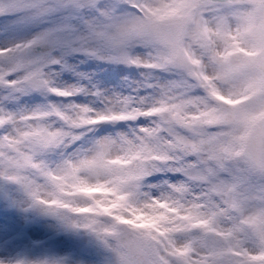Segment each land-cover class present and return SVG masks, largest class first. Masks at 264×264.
Listing matches in <instances>:
<instances>
[{
	"label": "snow or ice",
	"instance_id": "6c2138e0",
	"mask_svg": "<svg viewBox=\"0 0 264 264\" xmlns=\"http://www.w3.org/2000/svg\"><path fill=\"white\" fill-rule=\"evenodd\" d=\"M0 192V264H264V0H0Z\"/></svg>",
	"mask_w": 264,
	"mask_h": 264
},
{
	"label": "rangeland",
	"instance_id": "374dc122",
	"mask_svg": "<svg viewBox=\"0 0 264 264\" xmlns=\"http://www.w3.org/2000/svg\"><path fill=\"white\" fill-rule=\"evenodd\" d=\"M3 193L0 192V197ZM4 204V200L0 198V206ZM26 217V223L32 228V235L30 238L27 237H12L5 234H0V256L11 255V256H24L28 255L29 246L32 244L39 245L43 242L44 238L42 233L45 230H50V225L54 223L51 218L48 217H35L33 218L30 213L24 214ZM61 235L67 236L68 233H61ZM12 247L5 251L7 246Z\"/></svg>",
	"mask_w": 264,
	"mask_h": 264
}]
</instances>
